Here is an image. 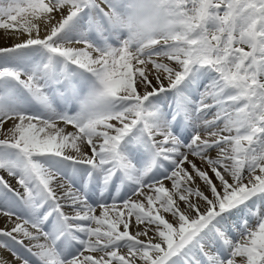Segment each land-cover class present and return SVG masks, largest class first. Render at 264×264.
Listing matches in <instances>:
<instances>
[{
    "label": "snow or ice",
    "instance_id": "obj_1",
    "mask_svg": "<svg viewBox=\"0 0 264 264\" xmlns=\"http://www.w3.org/2000/svg\"><path fill=\"white\" fill-rule=\"evenodd\" d=\"M0 30V264H264V0H0Z\"/></svg>",
    "mask_w": 264,
    "mask_h": 264
},
{
    "label": "bare ground",
    "instance_id": "obj_2",
    "mask_svg": "<svg viewBox=\"0 0 264 264\" xmlns=\"http://www.w3.org/2000/svg\"><path fill=\"white\" fill-rule=\"evenodd\" d=\"M12 42H13V41H12L11 39L5 40V39H4V30H0V46H4L5 44H11ZM0 174H1V175H3V174L6 175V176L4 177V179L7 178V181L11 184V186H12L13 188H16V187H17L15 180H14L12 177H9V176L7 175V173H5V172H3V171H0ZM0 226H2V224H0ZM9 254H10V253H8V252H4V253H3V255L6 256V257H8V259L10 258Z\"/></svg>",
    "mask_w": 264,
    "mask_h": 264
},
{
    "label": "rangeland",
    "instance_id": "obj_3",
    "mask_svg": "<svg viewBox=\"0 0 264 264\" xmlns=\"http://www.w3.org/2000/svg\"><path fill=\"white\" fill-rule=\"evenodd\" d=\"M0 176H3V177H5L6 175H5V174H3V175H1V174H0ZM5 180H7V178H6Z\"/></svg>",
    "mask_w": 264,
    "mask_h": 264
}]
</instances>
